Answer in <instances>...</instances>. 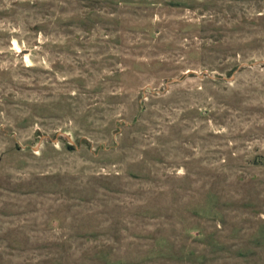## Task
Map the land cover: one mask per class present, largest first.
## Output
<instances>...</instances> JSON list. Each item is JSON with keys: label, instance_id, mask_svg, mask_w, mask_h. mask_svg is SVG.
Wrapping results in <instances>:
<instances>
[{"label": "rangeland", "instance_id": "1", "mask_svg": "<svg viewBox=\"0 0 264 264\" xmlns=\"http://www.w3.org/2000/svg\"><path fill=\"white\" fill-rule=\"evenodd\" d=\"M0 264H264V0H0Z\"/></svg>", "mask_w": 264, "mask_h": 264}, {"label": "water", "instance_id": "2", "mask_svg": "<svg viewBox=\"0 0 264 264\" xmlns=\"http://www.w3.org/2000/svg\"><path fill=\"white\" fill-rule=\"evenodd\" d=\"M183 76H181L180 78H175V79H170L167 81V85H169L170 83H173V82H177V81H180L182 79Z\"/></svg>", "mask_w": 264, "mask_h": 264}]
</instances>
